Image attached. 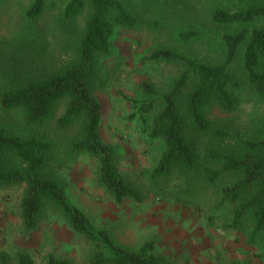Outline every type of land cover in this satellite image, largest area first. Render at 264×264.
<instances>
[{
    "label": "rangeland",
    "instance_id": "1",
    "mask_svg": "<svg viewBox=\"0 0 264 264\" xmlns=\"http://www.w3.org/2000/svg\"><path fill=\"white\" fill-rule=\"evenodd\" d=\"M66 0H45L42 14L30 20L25 14L31 0H0V92L27 77L55 69L72 55L78 34L63 29L60 10ZM247 0H125L136 18L131 28H115L108 52L99 57L91 86L100 104L99 133L114 148V165L133 186L140 200L125 197L116 202L100 183L98 161L86 152L71 149L80 122L59 127L57 117L65 107L58 101L49 116L28 122L20 107L0 105V126L23 137H36L50 145L43 173L61 182L69 200L81 208L97 227L127 249L144 243L164 257L165 264H264V240L249 242L248 231L223 227L230 220L227 207H218V192L196 176L169 171L156 177L152 171L162 154L163 142L150 136L133 100L159 96L183 71L174 60H152L155 48L168 47L187 57L222 61L223 34L240 24L217 23L216 7L236 10ZM86 12L78 18L82 27ZM264 24V18L244 26ZM192 30L189 39L179 36ZM238 80L236 110L227 113L212 107L209 117L227 131V140L260 135L263 104L247 82L241 50L229 64ZM147 83L152 91L147 92ZM208 137L202 135L204 145ZM25 186L0 184V253L7 264L26 251L34 264H46L47 255L66 258L69 264H89L99 248L95 241L74 230L64 214L51 205L42 208L36 226L22 225L20 200Z\"/></svg>",
    "mask_w": 264,
    "mask_h": 264
},
{
    "label": "trees",
    "instance_id": "2",
    "mask_svg": "<svg viewBox=\"0 0 264 264\" xmlns=\"http://www.w3.org/2000/svg\"><path fill=\"white\" fill-rule=\"evenodd\" d=\"M45 0H31L25 14L37 19ZM86 12L82 27L78 16ZM63 29L78 34L73 55L55 69L13 83L0 92L5 109L20 107L26 120L34 123L49 116L53 106L65 100L57 117L59 127L80 122L71 149L86 152L98 161L100 183L116 202L125 197L140 200L133 187L114 165V148L99 133L100 104L93 94L91 80L100 56L108 52L115 28H131L136 18L125 0H66L60 10ZM211 18L217 23L240 24L236 31L223 34L225 57L208 61L187 57L168 47L153 49L148 58L174 60L184 67L170 88L159 99L133 100L141 120L152 137L163 142V151L152 174L163 177L169 171L196 176L218 192V207H227L230 220L223 225L239 233L248 231L249 242L264 240V112L260 135L227 140V131L209 117L212 107L230 113L240 98L238 80L230 69L241 50L242 67L247 82L264 107V24L245 27L249 21L264 18V0H247L236 10L216 7ZM195 31H181L189 39ZM143 88H152L145 82ZM264 111V110H263ZM208 141L201 145L199 137ZM50 145L34 136L23 137L0 126V184L25 186L20 200V216L25 230H32L45 205L62 211L70 226L99 248L89 264H165L164 257L151 250L150 243L131 250L115 243L103 228L93 224L88 215L72 203L64 185L43 173ZM16 264H34L26 251L15 255ZM0 264H7V254L0 253ZM46 264H69L66 258L47 255Z\"/></svg>",
    "mask_w": 264,
    "mask_h": 264
}]
</instances>
